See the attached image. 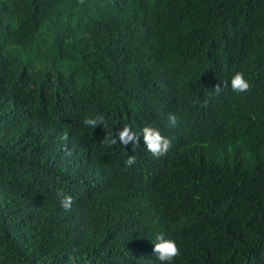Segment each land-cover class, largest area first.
Instances as JSON below:
<instances>
[{
  "label": "trees",
  "instance_id": "trees-1",
  "mask_svg": "<svg viewBox=\"0 0 264 264\" xmlns=\"http://www.w3.org/2000/svg\"><path fill=\"white\" fill-rule=\"evenodd\" d=\"M160 234L264 264V0H0V264H165Z\"/></svg>",
  "mask_w": 264,
  "mask_h": 264
},
{
  "label": "clouds",
  "instance_id": "clouds-1",
  "mask_svg": "<svg viewBox=\"0 0 264 264\" xmlns=\"http://www.w3.org/2000/svg\"><path fill=\"white\" fill-rule=\"evenodd\" d=\"M231 89L233 92L245 93L251 90V84L248 79H246L243 72H236L230 81ZM227 85L223 84L221 87L220 84H217L214 88L215 93L219 95ZM169 122L171 126H176L177 119L174 115H169ZM86 126L96 128L98 125H105V117L103 115H95L94 117H89L84 120ZM141 135H138L136 132L132 131L131 128L125 125L122 130L117 134V137L106 135L103 142L109 145H116L118 142L125 147L129 144L132 146V152L135 153L136 149L139 147ZM143 143L146 146L149 153L156 158L164 156L167 154L171 147V140L161 132L151 126H145L142 129ZM62 139H67L65 135ZM127 166H132L136 163V156L129 155L125 161ZM57 196L59 198V203L63 209L70 211L73 205V198L71 195L65 194L64 192H58ZM156 243L154 244L153 254L157 255V258L165 264H171V262L180 255V248L177 243L172 239H165L163 234L157 235Z\"/></svg>",
  "mask_w": 264,
  "mask_h": 264
}]
</instances>
